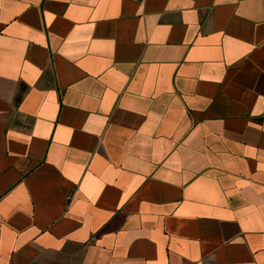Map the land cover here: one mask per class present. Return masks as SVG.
<instances>
[{
  "label": "crops",
  "instance_id": "crops-1",
  "mask_svg": "<svg viewBox=\"0 0 264 264\" xmlns=\"http://www.w3.org/2000/svg\"><path fill=\"white\" fill-rule=\"evenodd\" d=\"M0 264H264V0H0Z\"/></svg>",
  "mask_w": 264,
  "mask_h": 264
}]
</instances>
